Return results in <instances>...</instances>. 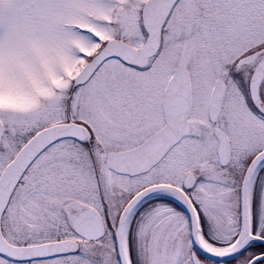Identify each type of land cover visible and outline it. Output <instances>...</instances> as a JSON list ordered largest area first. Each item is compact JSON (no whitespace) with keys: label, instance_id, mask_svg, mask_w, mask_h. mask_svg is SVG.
Returning <instances> with one entry per match:
<instances>
[{"label":"snow or ice","instance_id":"obj_1","mask_svg":"<svg viewBox=\"0 0 264 264\" xmlns=\"http://www.w3.org/2000/svg\"><path fill=\"white\" fill-rule=\"evenodd\" d=\"M0 264H264V0H0Z\"/></svg>","mask_w":264,"mask_h":264}]
</instances>
